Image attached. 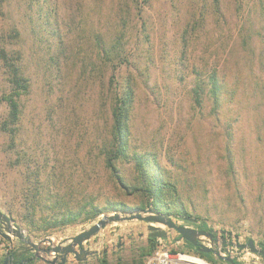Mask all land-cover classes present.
Wrapping results in <instances>:
<instances>
[{
    "label": "rangeland",
    "instance_id": "374dc122",
    "mask_svg": "<svg viewBox=\"0 0 264 264\" xmlns=\"http://www.w3.org/2000/svg\"><path fill=\"white\" fill-rule=\"evenodd\" d=\"M2 48L18 53L29 89L14 142L0 131V212L24 237L0 236V262L15 253L24 264H50L54 254L27 241L47 249L43 239L62 243L105 215L152 210L132 190L135 154L157 161L174 223L264 247V0H0ZM113 72L133 91L130 156L115 163L123 184L102 155ZM213 73L219 107L207 88L197 106L192 89ZM9 91L0 60V124ZM86 203L104 214L90 219ZM67 212L81 214L50 223ZM149 225L109 223L83 243L92 255L65 264H145Z\"/></svg>",
    "mask_w": 264,
    "mask_h": 264
},
{
    "label": "trees",
    "instance_id": "16d2710c",
    "mask_svg": "<svg viewBox=\"0 0 264 264\" xmlns=\"http://www.w3.org/2000/svg\"><path fill=\"white\" fill-rule=\"evenodd\" d=\"M217 3L218 0H213ZM111 53V51H110ZM107 52V55H110ZM18 53H11L0 49V60L6 71L10 91L4 95L3 101L7 107V117L0 124V131L5 133L12 143L16 136V126L19 122L21 109H20V97L28 92L29 82L23 76L21 68L19 66L20 57ZM115 71V68H113ZM121 86L115 79V73L113 72L108 82L110 114H111V127L109 132V138L103 142L102 155L105 168L116 173L115 163L118 161H127L130 156V114L132 109L133 91L129 80H123ZM208 89V94L212 99V103L215 108L219 107L221 99L222 86L220 80L215 73L208 77L207 84L200 81L192 89L194 96V103L199 106L201 104L202 95L205 89ZM135 168L137 170L138 186L132 188L135 192H142L147 199V208H151L152 211L159 213L162 216H171V206L166 201V194L170 191V185L163 180L160 175L159 165L154 158H150L144 155L133 156ZM118 183H122L120 177L115 175ZM123 184V183H122ZM128 188V187H127ZM112 206V205H110ZM112 208L125 209L124 205H115ZM85 210L90 219H94L104 214V208L99 209L93 204L86 203L81 212ZM81 213L67 212L66 215H60L59 217L53 216L50 218V223L55 226H65L71 222L73 218H76ZM178 217H186L185 212L177 214ZM151 247H149L147 254L150 255L154 249L155 239H150ZM18 256L15 253H9ZM204 258L205 254H199ZM21 255V259H23ZM214 262V261H213ZM216 264V262H214ZM100 264H108L107 261L101 260Z\"/></svg>",
    "mask_w": 264,
    "mask_h": 264
},
{
    "label": "water",
    "instance_id": "95a60500",
    "mask_svg": "<svg viewBox=\"0 0 264 264\" xmlns=\"http://www.w3.org/2000/svg\"><path fill=\"white\" fill-rule=\"evenodd\" d=\"M129 215H120L117 212H114L112 215H105L95 224H93L87 230L82 231L81 233L71 237L70 239L53 245L52 240L49 238H45L41 241V244L48 243L49 248L47 249H38V246L27 241L28 245L34 248L37 251H41L47 255L54 254V259L50 261V264H65L67 262L68 255H74L75 259L79 262H83L87 259L88 256L93 253L87 251L83 248V243L89 241L93 236H95L101 229L105 228L109 223L115 222H125L131 220H138L141 222L149 223L148 230L150 232V238H165L166 231L161 229L160 227H156L152 224L162 225L169 231H175L181 239L187 242L192 249L195 250L198 254H211L213 251L208 249L201 243H199L201 237L208 238L212 240L213 235L209 231L205 230H194L190 228H186L181 225H177L174 223L169 217H165L160 215L159 213L152 210H143L139 211H129ZM6 234H11L16 236L20 240H24V237L21 233V230L13 225L10 219L5 216L2 212H0V236L9 239ZM68 242V243H67ZM67 243V244H66ZM120 246V245H119ZM246 247L253 253H259L264 255V252L261 248H257L254 241L249 240L246 243ZM75 248H78L76 251ZM220 261L225 262L227 264H237L232 259L222 258L219 255L217 256ZM13 257L7 254L1 264H12ZM26 261H22L19 264H24Z\"/></svg>",
    "mask_w": 264,
    "mask_h": 264
},
{
    "label": "built area",
    "instance_id": "2783aa9c",
    "mask_svg": "<svg viewBox=\"0 0 264 264\" xmlns=\"http://www.w3.org/2000/svg\"><path fill=\"white\" fill-rule=\"evenodd\" d=\"M194 230L209 231L212 240L201 237L199 243L211 249V255L217 259L218 255L222 258L232 259L237 264H264V255L253 253L246 247V243H241L228 233L214 229H198L197 225H182ZM173 235L167 233L165 238L155 239V247L145 264H215L214 262L201 257L191 246L179 237L175 232ZM257 247V246H256ZM261 248L264 252V247Z\"/></svg>",
    "mask_w": 264,
    "mask_h": 264
},
{
    "label": "flooded vegetation",
    "instance_id": "af4514ba",
    "mask_svg": "<svg viewBox=\"0 0 264 264\" xmlns=\"http://www.w3.org/2000/svg\"><path fill=\"white\" fill-rule=\"evenodd\" d=\"M198 227V229H203V228H201L200 226H197ZM9 255H11L12 257H13V259H12V264H19V263H21L22 261H24L23 259H19V257L18 256H15V255H12V254H9ZM4 259V258H3ZM3 259L1 260V262H0V264L2 263V261H3Z\"/></svg>",
    "mask_w": 264,
    "mask_h": 264
}]
</instances>
